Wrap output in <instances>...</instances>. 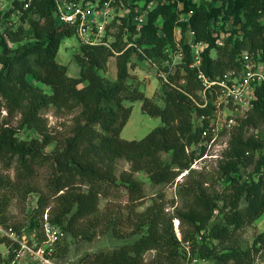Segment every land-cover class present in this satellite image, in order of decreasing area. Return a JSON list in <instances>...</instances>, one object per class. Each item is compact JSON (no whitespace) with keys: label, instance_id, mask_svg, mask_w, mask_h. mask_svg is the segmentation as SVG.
<instances>
[{"label":"trees","instance_id":"trees-1","mask_svg":"<svg viewBox=\"0 0 264 264\" xmlns=\"http://www.w3.org/2000/svg\"><path fill=\"white\" fill-rule=\"evenodd\" d=\"M128 9V16L113 26L109 48L78 41L72 55L76 78L68 77L66 66L55 59L60 43L74 34L56 23L52 0H33L25 10L13 4L0 14V171H12L11 178L0 173V222L17 232V226L8 225L10 201L15 197L23 203L34 194L27 229L39 241L46 211L47 222L64 234L54 254L58 264L67 239L90 242L107 232L121 239L123 227L136 238L108 251L84 253L75 264H143L147 252H153L148 264H179L185 253L187 263L193 258L212 264H254L257 258L264 262V230L253 236L249 247H241L243 229L264 213V84L254 87L251 108L226 133V146L212 171L221 190L212 188V182L205 186L206 174L190 169L198 157L191 148L202 142L217 92L216 86L204 89L197 75L214 82L237 74L242 53L264 61V26L258 22L264 18V0L158 3L138 27L132 20L140 11L131 4ZM14 10L18 14L9 23ZM227 24L231 28L218 44ZM189 42L203 45L197 65ZM134 56L159 74L157 102L154 94L146 97L132 82ZM109 59L114 81L99 75L106 72ZM124 102H139L141 113L157 118L160 125L139 140L121 139L130 114ZM47 109L71 115L68 135L49 129L43 115ZM24 131L35 136L19 138ZM117 161L125 162L127 170L116 174ZM183 172L184 181L175 186L179 206L171 214L164 212L160 190L136 211L146 196L137 174L150 187H164ZM43 174L41 191L37 183ZM117 197L123 199L124 214L112 217L107 209L99 211L100 200ZM172 219L178 223L179 240ZM0 246L12 260L17 247L4 239Z\"/></svg>","mask_w":264,"mask_h":264},{"label":"built area","instance_id":"built-area-1","mask_svg":"<svg viewBox=\"0 0 264 264\" xmlns=\"http://www.w3.org/2000/svg\"><path fill=\"white\" fill-rule=\"evenodd\" d=\"M32 1L0 0V14L9 11L13 4L20 5L21 10H25ZM52 1L54 6L53 15L57 24L70 27L76 39L84 44L103 45L107 48L112 42L113 26L120 25L121 20L128 16L129 4L133 6L135 11H140L144 5V0H134L133 2H130V0ZM172 1L174 0H149L139 15L133 18V23L136 27L140 26L144 22L147 11L152 10L158 3L164 4ZM17 14L18 10L12 11L8 22L11 23L12 20H15ZM129 46L127 44L125 48ZM189 47L193 50V65H197L198 53L203 45L189 42ZM176 57H180V54H177ZM240 63V72L237 74L230 72L214 82H206L201 75H197L204 89L216 86L217 92H215L213 103V118L201 133L202 142L191 148L198 155L190 164L192 170H194L197 161L206 158L208 150L214 147L219 134H226L234 124L235 118L245 117L246 112L251 108V102L255 98L254 87L264 84V61H259L258 56L255 60H252L247 54L242 53L240 54ZM151 66L154 68L153 65ZM201 149L202 152L200 153ZM63 238V232L47 222L46 211L41 216L39 241L36 240L33 231L27 236L19 235L18 232L10 227L3 226L0 222V239H4L9 244H14L17 247L14 254L16 264H58L54 254L56 247Z\"/></svg>","mask_w":264,"mask_h":264},{"label":"rangeland","instance_id":"rangeland-1","mask_svg":"<svg viewBox=\"0 0 264 264\" xmlns=\"http://www.w3.org/2000/svg\"><path fill=\"white\" fill-rule=\"evenodd\" d=\"M197 1V0H195ZM261 25L264 26V18H260L258 21ZM230 25L227 24L223 31H220L218 34V40L217 43L221 44L222 38L227 36L228 30L230 29ZM174 37L177 40L178 35L176 31H174ZM78 45V40L75 36L69 37L64 39L59 47L56 54V62L66 66L67 68V74L70 75H76L77 74V66L72 60V55L75 53ZM211 56H214V52H211ZM133 61V75L132 82L136 83L140 90L144 93L146 97L147 92H151L152 95L155 93V88L157 85V77L158 73H156L155 69L150 65V63H146L145 61L135 58V56L132 58ZM264 73V69H263ZM99 75L105 77L109 81H114V71H113V61L112 59H109L107 62V70L105 73L99 72ZM45 90V89H44ZM154 94V100L157 102V96ZM159 103V102H158ZM124 105L127 107H130V114L128 117V120L122 130L120 131L119 137L123 140H139L143 136H145L151 129L157 127L160 125L159 120L157 118H151L141 113L140 111V103L139 102H124ZM44 117L47 120V126L49 129L60 135V136H66L68 135V130L71 125V115H56L54 114L52 109H47L43 112ZM5 114L2 111L1 112V118H4ZM17 123V117L12 119L10 121V124L12 126H15ZM19 138L21 139H29L34 137L33 131H24L22 133L18 134ZM226 140L227 135L226 134H219L218 139L215 142L214 147H212L210 150H208V154L206 158H202L201 160L197 161V163L194 166V170L201 171L202 173L206 174L207 181L205 186H209V184L212 182L213 187L216 191H220L222 188V184L218 182V180H215V177L212 176L213 169L216 165V161L218 160L221 152L224 150L226 146ZM221 148V149H220ZM213 149V150H212ZM216 156V157H215ZM212 157H215L214 159H211ZM164 158H166L164 156ZM128 165L123 161H117L116 163V174L120 172L121 170H127ZM2 175H8L9 178L12 177V171L8 172H1ZM186 172L180 173L176 179L174 180V183L172 185H167L164 187H150L148 186V182L145 178V176L142 173H139L136 175L137 179L142 181L146 186L144 188L145 191V198L141 201L140 205L136 207V211H142L146 206L150 204L151 201L154 199V193L157 190H160L163 194V208L164 212L167 214H171L174 207L179 206V201L175 195V186L177 184H180L184 181ZM44 174L40 176L38 179L37 187L39 190L42 191L41 186L44 178ZM35 202V195L30 194L26 197L25 201L22 203L19 200H16L14 197L10 201V205L7 209V215L8 218V225H14L17 226V232L18 234H22L24 236H27L30 234V232L27 229V221H28V214L31 210V208L34 206ZM242 205V204H241ZM124 203L122 198H115L111 200H100L98 203V209L101 212L104 209H107L110 212V215L112 217L116 215H122L125 213ZM171 228L175 235V237L179 240L180 234H179V227L176 220L172 219L171 221ZM264 230V213L256 220L254 221L250 226H247L243 229L241 232V247L244 249L246 247L250 246L251 240L255 234L258 232H261ZM122 238L121 239H114L110 232H107L106 234L102 236L95 237L90 242H83V241H76L67 239L65 242L66 247V254L60 258L61 264H75L76 260L83 255L84 253H93V252H99V251H108L113 248L118 247L122 243H128L132 241L136 236H129L128 233L130 231L129 228L123 227L121 230ZM214 244V243H213ZM216 251L220 252V246H216ZM7 248L0 246V254L2 259V264H16L15 257L10 260L8 259V250L6 253ZM184 252H187V247L183 246ZM153 257V252H147L144 255L143 264H148L149 260ZM188 255L187 253L184 254V259L179 264H212L211 262H203L201 260H198L196 258H193V260L190 263H187ZM254 264H264V262L261 259H255Z\"/></svg>","mask_w":264,"mask_h":264},{"label":"crops","instance_id":"crops-1","mask_svg":"<svg viewBox=\"0 0 264 264\" xmlns=\"http://www.w3.org/2000/svg\"><path fill=\"white\" fill-rule=\"evenodd\" d=\"M66 74H67V68H66ZM68 75V74H67ZM77 75H78V68H77V74L76 75H68V77H71V78H76L77 77ZM153 91V90H152ZM152 91L151 92H147V96H149V97H151L152 96ZM144 94H146L145 93V90H144Z\"/></svg>","mask_w":264,"mask_h":264}]
</instances>
